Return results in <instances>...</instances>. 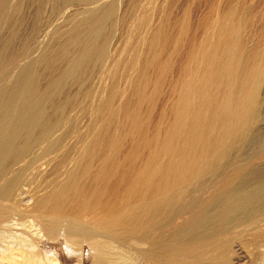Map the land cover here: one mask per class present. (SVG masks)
Returning <instances> with one entry per match:
<instances>
[{"label": "bare ground", "instance_id": "obj_1", "mask_svg": "<svg viewBox=\"0 0 264 264\" xmlns=\"http://www.w3.org/2000/svg\"><path fill=\"white\" fill-rule=\"evenodd\" d=\"M31 1L41 12L46 11L49 0ZM103 1L54 0L60 8L81 2L89 9L75 23L64 22L66 30L55 43L58 49L46 45L40 48L38 56L31 58L38 49H33L31 43L42 27L40 12L33 20L35 34L20 39L22 48L13 55L12 51L8 54V47L0 52V264H194L189 64L173 105L172 124L169 129L166 127L154 149L150 148L145 164L134 177H129L128 202L121 211L116 215L103 213L96 208L95 196L81 198L82 208L73 217L65 211L70 202L68 193L79 201L81 181L89 175L94 152L113 151L123 137V122L130 131H137L140 126L142 105L148 100V69L160 64L162 56L158 57L167 48L169 59L158 68L172 71L178 53L179 44L173 47L172 40L163 42L166 26L159 32L153 30L150 45L146 43V31L151 16L145 13L140 20L133 21V45L111 72L112 85L107 91L102 88L94 92L96 103L82 117L86 119L91 113L89 129L80 135L82 119H78L64 138L55 137L67 125L62 117L73 106L70 96L74 87L84 88L88 76L106 65L111 46L106 43L117 21L119 5L115 0ZM11 3L12 0H0V30L13 15L9 10ZM20 20H12L10 31L4 29L11 40L20 35L16 27ZM182 32L181 40L187 36V23ZM145 50L148 54H144ZM44 79L49 83L46 88L41 82ZM125 81L132 88L126 97L127 89L120 91ZM123 97V106H118ZM75 132L79 148L64 155L55 169L58 177L64 173V178H56L30 209H20L21 202L15 199L24 193L33 166L46 157H50L49 164L55 160L68 134ZM115 159L109 163L114 170L119 168ZM71 161L72 167L67 169ZM111 172L107 165L101 171L107 184ZM18 226L21 230L16 229Z\"/></svg>", "mask_w": 264, "mask_h": 264}, {"label": "rangeland", "instance_id": "obj_2", "mask_svg": "<svg viewBox=\"0 0 264 264\" xmlns=\"http://www.w3.org/2000/svg\"><path fill=\"white\" fill-rule=\"evenodd\" d=\"M30 1L31 0H18L17 2V0H12L9 10H12L11 12H13V15L10 14V16L7 18L8 20L6 19L7 25L5 24V26L1 28L2 30H0V52L3 48L8 47V50H10V52L8 53L9 55L11 54V51V55L16 54L20 50V48H22L20 43L23 38L25 39V37H31L33 36V34H35L33 30V20H36L41 11L35 2ZM115 1H117L119 5V15L116 18L117 21L115 20V23L113 24L114 26L109 33V40H107L109 43H106L107 46L109 44L111 45L108 47L109 52L106 58V65L105 67L97 68L92 74L88 76L84 88L80 89L81 87H74L70 96V100H72L73 106L62 117V119H64V123H66L67 125L64 126L56 134L55 137L64 138V136H66L68 133L70 125L77 124L78 119H82V117L89 111V109H91L95 105L96 100L92 96L95 91L102 88L107 91L110 88V86L112 85V81L110 80L111 72L115 69L117 63H120L125 59V57L127 56V52L133 45V36H131L132 25H130L133 21L137 22L141 19L142 16H144L145 13L151 16V18L153 17L152 19L150 18V20H152L150 22L151 25L150 28L148 27L146 31L147 33H149L148 37L150 38L149 39L147 37L148 39L146 43L148 44L149 42L150 45L152 44L151 40L152 36L154 35L153 30L158 31L159 29L160 31L162 27L166 26L167 36L164 39L165 41L163 42L165 44L167 43V41L172 40L173 47L179 44L177 49L178 53L173 60L172 71H160V68H158L161 66V64L167 63V60L169 59L167 48H165L164 53L162 52L163 55L161 53V55L158 57L159 59L162 56V58L159 59L160 64H158L159 61L157 60V64L160 66L156 65L155 68L148 69V71L150 70L149 72L147 71L148 100L146 99L142 105L143 115L140 126L138 127L137 131H130L127 123L123 122L121 129L123 137L121 138L120 143L117 144L116 147L112 148L113 151L96 150L94 152V156L89 163V175L85 176L81 181L82 192L80 194L79 201L73 200L72 197L70 198V193L67 194V198L70 202L66 206L65 211L70 217H73V215L79 212V210L82 208V205L79 203L80 199L88 197L91 198V196H95L97 198L98 202L96 204V208L101 209L103 213L105 212L106 214L116 215L121 211V208L128 202L129 177H134L137 173V169L145 164V162L148 160L150 148L154 149L159 141V137H162V135L165 134L164 132L167 129L166 127H168L169 129V125L172 124V120L174 118L173 105L178 98V89L182 82L184 70L189 64L188 33L187 36L184 37L183 40H181L183 37L182 27L185 23L188 24L187 0ZM54 3V0H49L46 4L47 6L44 8L46 11L41 12V14L43 13L41 15V26L43 28L40 26L41 30L39 29L36 38L31 43V45L33 44V49L38 48L34 52L35 55L33 53L31 58H35V56H38V52H40L41 50L40 48H44L46 45L56 46V40H58V38L66 30L62 26L65 21L71 20L72 23H75L80 18L85 17L89 12V9L87 7H83L81 2H71L70 4L66 5V8L65 6L64 8L61 7L62 9L59 6L57 7L56 3ZM19 4L20 6L17 7ZM54 7L60 9H58L57 11V8L54 9ZM13 9H15V12ZM18 9L19 12H17ZM55 10L57 13H59L60 10H62V12L58 15L56 14ZM133 10H135V12ZM18 17L21 19L20 21L22 24L19 22V24H17L18 26L16 27L17 30L20 31L21 36L19 35L17 39L11 40V38H8L10 37V35L8 34V31H10L9 27H11L12 25V20H15V18ZM9 18L12 19L10 20ZM126 21H129V25ZM46 25H48V29ZM4 29L8 31H5ZM148 29L153 32L151 33L152 35L150 34V32H148ZM156 33L157 32L155 31V34ZM56 47L58 49V46ZM57 49L56 51H58ZM146 50H148L147 52H150L149 49ZM146 50L144 54H148ZM145 56L144 58H146ZM44 80H42L41 82L43 84L42 86L46 88L48 86L47 84L49 83H47L48 80ZM125 89H127V93L125 94L126 97L132 91L131 86H129L126 81L122 82L120 85V91ZM124 102L125 99L123 97L118 102V106H123ZM91 124L92 118L91 113H89V115L86 116V119H82V121L80 122L79 134L81 135L87 129H89ZM139 128H141V130L143 129L141 133L139 132ZM67 137L68 138L67 140H65L63 149L59 152V154H57V158L50 161L51 166L47 161V159H49L50 157H46L45 159L38 161L39 163H36L35 166H33L36 169L34 168L33 170H31V173L33 172V175H29V181L23 187V189H25L24 193L18 196L17 199H15L17 202H21L19 205L20 209H30V207L36 204V201L49 190V185L56 178L57 180H62L64 178V173L60 175V177H58L56 173L55 169L58 167V162L62 157H64V155L71 152L73 148L77 150L80 145L78 143L79 137L76 132L71 133L70 135L68 134ZM114 158H116L115 160L119 164V168L116 170L112 169V165H109V163L112 162ZM72 161L66 166L67 169H69V167H72ZM40 162L43 163L41 164ZM106 165L108 166V171H112V177L110 178L108 184L103 181L101 173L102 169ZM65 169L63 170L65 171ZM37 171L39 173H36ZM42 174L43 176L40 177ZM31 176L34 178H31L30 180ZM34 181L37 183L35 184ZM158 190L156 191L158 192ZM148 192L150 191L148 190ZM99 203H101L100 206ZM20 228V226L16 227L17 230H21ZM54 257L57 256L55 255Z\"/></svg>", "mask_w": 264, "mask_h": 264}]
</instances>
